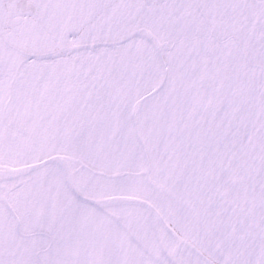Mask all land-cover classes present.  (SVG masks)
Segmentation results:
<instances>
[{"label":"snow or ice","instance_id":"obj_1","mask_svg":"<svg viewBox=\"0 0 264 264\" xmlns=\"http://www.w3.org/2000/svg\"><path fill=\"white\" fill-rule=\"evenodd\" d=\"M0 264H264V0H0Z\"/></svg>","mask_w":264,"mask_h":264}]
</instances>
